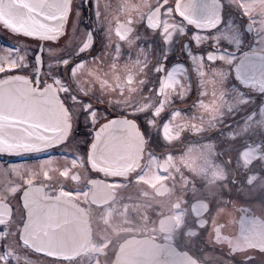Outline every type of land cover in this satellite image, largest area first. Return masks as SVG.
Segmentation results:
<instances>
[{
  "label": "flooded vegetation",
  "instance_id": "obj_1",
  "mask_svg": "<svg viewBox=\"0 0 264 264\" xmlns=\"http://www.w3.org/2000/svg\"><path fill=\"white\" fill-rule=\"evenodd\" d=\"M80 2L72 0L73 7ZM98 2L101 23L95 31L96 43L76 83L69 82L91 109L85 114L80 104L65 100L69 125L57 155L72 164L56 190L45 186L46 193L63 199L61 204L75 205L87 217L83 229L78 216L82 232L77 235L87 239L86 251L60 261L109 264L121 242L148 236L170 243L202 264H219L223 259L226 264H264L263 224L258 220L264 214V63L254 62L235 72V104L223 106L224 94L230 91L225 79L231 77L232 67L245 56L264 55V0H199L194 11L188 0ZM129 18L134 45L120 40L115 31L109 39L107 21L114 28ZM93 19L92 10L85 9L76 34ZM75 20V15L68 17L69 32ZM192 20L219 23L208 31L194 28ZM149 21L157 27H149ZM166 28L171 32L167 43ZM192 36L199 38V46ZM209 52L215 62L208 58ZM212 66L215 71L209 69ZM98 67L106 70L101 74L109 82L104 91L86 83L85 76ZM193 78L204 80L197 90ZM247 78L256 80L248 83ZM205 87L218 93L203 104ZM103 93L105 99L98 100ZM92 110L100 112L93 127ZM115 113L134 118L138 127L129 132L131 161L107 167L93 162L94 146L106 130L117 126H98L96 136L93 130L99 120ZM33 158L0 161V167L10 179V165ZM195 159L204 164L206 179L199 183L190 174L195 171ZM10 196V217L0 219V264H34L32 256H47L23 243L19 229L22 246L11 248L16 209ZM196 200L205 203L194 206ZM18 204H22L19 198ZM98 248L102 252L91 253Z\"/></svg>",
  "mask_w": 264,
  "mask_h": 264
},
{
  "label": "snow or ice",
  "instance_id": "obj_2",
  "mask_svg": "<svg viewBox=\"0 0 264 264\" xmlns=\"http://www.w3.org/2000/svg\"><path fill=\"white\" fill-rule=\"evenodd\" d=\"M189 3L194 11L196 0H189ZM45 6L48 11H41ZM100 7L98 0H81L75 7L72 0H0V31L9 34L14 41L3 46L7 55L0 57V112L5 106H11L30 110L34 116L55 120L62 112L69 111L66 99L73 105L80 104L85 114L89 112L90 102L85 103L76 96L69 82L76 83L79 70L88 63L87 57L96 43L95 31L101 23ZM87 8L92 10L94 19L80 30L78 36L76 25ZM72 15H75L76 20L69 32L68 17ZM107 22L109 39L115 31L120 40L129 46L134 45L135 40L129 38L134 31L130 18L114 28L110 21ZM189 22L196 29L208 31L216 28L219 23ZM148 26L157 27L151 21ZM178 27L181 34H186L187 30L183 26ZM165 32L163 39L167 43L171 32L167 28ZM191 39L199 46L198 37L192 36ZM185 49L190 51L187 43ZM116 53L119 54L118 45ZM168 58L165 54L164 59ZM208 58L215 62L211 52ZM243 68L244 62L241 61L236 65L237 73ZM171 75L172 72H169ZM8 127L12 128L14 124ZM4 128L5 122L0 118V135Z\"/></svg>",
  "mask_w": 264,
  "mask_h": 264
},
{
  "label": "water",
  "instance_id": "obj_3",
  "mask_svg": "<svg viewBox=\"0 0 264 264\" xmlns=\"http://www.w3.org/2000/svg\"><path fill=\"white\" fill-rule=\"evenodd\" d=\"M41 11H48L47 6ZM0 118L5 122L3 134L0 135V151L20 154L46 149L63 141L66 128L64 112L57 119L51 120L34 116L30 110L5 106L0 112ZM115 121L119 126L120 120ZM9 124H14V127L9 128ZM118 126L117 132L106 130L94 146L93 162L107 166L121 165L130 161L127 139L123 133H119L122 127ZM20 200L25 216L20 230L21 240L36 252L46 253L56 258L75 257L80 250L78 239H72L68 233L71 229L80 227L78 216L81 215L82 220H86L80 208L73 204H61V199L45 195L44 188L40 185L25 188ZM10 211V206L0 201L1 221L8 219ZM111 264L199 263L188 254L179 252L172 245L143 237L130 238L122 243Z\"/></svg>",
  "mask_w": 264,
  "mask_h": 264
},
{
  "label": "rangeland",
  "instance_id": "obj_4",
  "mask_svg": "<svg viewBox=\"0 0 264 264\" xmlns=\"http://www.w3.org/2000/svg\"><path fill=\"white\" fill-rule=\"evenodd\" d=\"M3 37L4 41L6 43L14 42L9 34L5 32L0 33ZM2 50H0V57H3L7 55V53L4 51L3 46L0 47ZM211 71H215L216 67L212 66L209 68ZM103 71V70H102ZM231 73V72H229ZM93 76V75H92ZM89 81H86V83H89L94 89L97 90H103L106 89V82L103 80L99 81V86L96 84H93V77H87L85 76ZM230 76H226L225 83L226 86H229L230 91L228 93L224 94L225 98L223 97V106H229V104L234 105L235 104V82L231 79ZM202 81L200 79L193 78L192 85L194 90H197L202 85ZM207 82V81H206ZM212 82V81H209ZM201 90V89H200ZM199 90V91H200ZM204 91H207V88H204ZM218 92H208L207 95H204V100L202 101L203 104L207 103L208 99H210L214 94L217 95ZM209 94V95H208ZM222 95V94H221ZM219 95V96H221ZM101 99H105L106 95L104 93L102 96H99ZM100 115V112L97 110H92L89 114V121H91L92 127L94 125L95 118H98ZM195 169L198 168L202 171L203 169V161L195 159ZM72 164L71 161H69L67 158H58L53 157L50 159L35 161V162H29V163H22V164H15L10 165L9 169V175L11 176L10 179H8L7 172L4 168L0 167V199L1 200H9V196L12 194L19 193L25 185L31 183V182H42L45 184L47 190H56V185L59 181V179L66 173L69 166ZM190 174L194 176V181L198 180L201 181L203 178L206 179V176L201 173L200 171H194V173L190 172ZM196 183V182H195ZM12 199V203L16 209V215L14 219L12 220V238L13 243L11 244V248L18 250L21 248L22 245L19 244L17 231L19 229V225L23 218L22 209L20 207V204H18V195L10 196ZM18 242H17V241ZM34 260V264H63L60 260L49 258V257H43V256H32ZM219 264H226V259H223L222 262Z\"/></svg>",
  "mask_w": 264,
  "mask_h": 264
}]
</instances>
